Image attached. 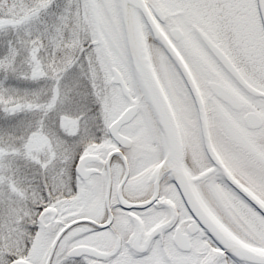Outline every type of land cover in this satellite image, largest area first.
I'll return each instance as SVG.
<instances>
[{
	"label": "snow or ice",
	"instance_id": "obj_1",
	"mask_svg": "<svg viewBox=\"0 0 264 264\" xmlns=\"http://www.w3.org/2000/svg\"><path fill=\"white\" fill-rule=\"evenodd\" d=\"M0 264H264V0H0Z\"/></svg>",
	"mask_w": 264,
	"mask_h": 264
}]
</instances>
